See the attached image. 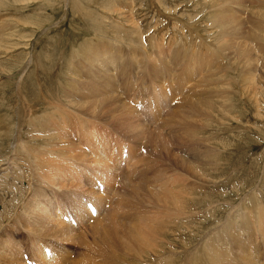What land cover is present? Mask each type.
Wrapping results in <instances>:
<instances>
[{"label": "bare ground", "instance_id": "1", "mask_svg": "<svg viewBox=\"0 0 264 264\" xmlns=\"http://www.w3.org/2000/svg\"><path fill=\"white\" fill-rule=\"evenodd\" d=\"M31 1L39 3V0L16 2ZM127 1L111 2L113 7L123 6L115 10L119 15L112 19L115 21H108L105 27L106 31H116L119 41L126 40L119 43L114 37L110 39L118 42L116 71L110 70L113 53H107L103 42L106 38H100L97 44L87 39L66 59L63 70L59 72L56 67L55 72L60 75L57 87H48V81L38 76H44L42 67L47 65L46 61L39 62L41 57L33 51L24 60L22 69L16 68L18 62L10 71L5 68L7 72L0 71V76L9 74L7 81L0 79V113L9 93L16 89L9 103L10 120H0V135L5 134L11 144L10 151L0 153V264H264V209L260 207L264 208V181H246L251 187L244 192L242 183L237 185L234 194L240 195L238 202L231 200L233 194L228 197L221 193L228 189L214 194V190L229 188L234 179L215 181V168L209 167L226 157L230 144L225 143L224 147L215 137L205 138V142L198 137L201 128H213L214 123H231V130L240 127L241 124L236 126L232 122L238 119L237 100L246 97L254 103L257 84L253 92L252 49L254 41H264L263 7L253 11L251 4H243L241 0H185L182 4L191 2L192 6L180 10L183 16H175L181 27L173 25L175 34L168 36L170 31L160 22L142 25L139 14L137 21ZM6 2L0 0V6ZM209 3L214 11L202 13ZM255 3L256 8L264 0ZM75 6L83 7L81 2L79 7ZM162 7L168 10L164 4ZM110 13L106 14L112 18ZM31 21L25 23L32 24ZM211 22L213 27L209 25ZM0 25V60L17 63L21 58L14 60L9 53L19 41L6 31V21L0 20ZM145 28H155L157 32L148 33ZM245 29L259 39L242 35ZM139 35L147 36L146 44ZM9 39L14 43H9ZM110 40L107 45L115 44ZM36 43L31 41L30 45L35 47ZM233 43L239 48L242 61L241 87L235 86L232 79L227 82L216 63L224 52L233 50ZM62 59L58 64H63ZM208 59L209 70H205ZM135 68L137 80L131 81V71ZM29 69L34 71L29 82L31 89L37 91L26 92L21 84ZM204 71L205 91L193 94L195 83ZM115 74L120 75L117 80ZM229 78H234V74ZM127 81L131 92L125 89ZM226 84L227 96L220 97L224 92L221 86ZM258 87L264 91L262 84ZM251 92L253 95H249ZM41 107L45 112L38 117L35 112ZM101 121L120 128L123 135L116 131L119 138L114 146L108 137H103V125L92 127L85 134V128ZM105 129L107 133L113 130ZM170 129L183 135L171 139L167 137ZM125 139L138 143L139 148L133 151ZM179 140L187 147L177 148L179 156L169 151L179 166L167 169L169 159L159 148L166 152L169 148L174 150ZM145 148L149 154L142 153ZM152 152L158 157L155 160H151ZM68 163L70 172L66 178L76 190L48 191L47 200L42 196L43 188L56 183L55 169L65 168ZM163 181H170V187L166 189ZM155 184L160 189L153 191ZM121 185L123 190H118ZM207 196L215 201L205 202ZM90 204L95 206V214ZM244 205L250 206L253 223L248 225L250 232H245L247 227L239 231L245 236L242 242L245 252H242L227 241L229 225L219 226L214 222L215 218H223L229 224L237 223L233 211L239 212ZM203 220L208 222L202 225ZM13 223L19 224L12 226ZM228 233L234 241V231ZM222 236L225 241L220 240Z\"/></svg>", "mask_w": 264, "mask_h": 264}, {"label": "rangeland", "instance_id": "2", "mask_svg": "<svg viewBox=\"0 0 264 264\" xmlns=\"http://www.w3.org/2000/svg\"><path fill=\"white\" fill-rule=\"evenodd\" d=\"M6 1L7 2L5 3L4 6H0V20L6 21V23H7L6 31L8 33L14 34V35H12V37H13V39H15L16 42L19 41V43H17V45H15L16 49H14L11 53H9V54H11L10 57L14 60H17L19 58H21V59L17 60V63L12 62V61L6 62L5 59H1L0 60V66H1L0 71L1 72L10 71L12 68L15 67L14 64L17 65L18 62H19V66H17L16 68L19 70L22 69L21 67L25 66L24 60L27 59L26 57H28L29 53H31L33 51V52L38 53L39 56L41 57L39 62L46 61V65L47 66L50 65L49 67H47V66L45 68L42 67L44 69L43 70L44 76H41V75H38V76L40 78H43V79L48 81L47 82L48 87H50V86H51L50 88L57 87L58 83H59L60 75H58L55 72L56 67L59 68V72H60L61 70H63V68L67 62L66 59H68L70 57V55L74 54L77 50H79L81 45L84 44V41H86L87 39H93V43L97 44L96 42H98V40L100 38H106L105 40H103V42L105 43L104 45H106V47H107L106 48L107 53H113V56H112L113 59L111 58L113 60V62H111V64H110V68H111L110 70L116 71V69L118 68L119 62L116 59V55H118L117 52L119 51V48L116 45V44H118V42L110 40V39H112L114 37L115 38V39L113 38L114 40H118L120 38H117L116 31L115 32L112 30L106 31L105 27H107V25H109L108 21L114 22L115 20H112V19H115L116 18L115 16H119V15H117L118 12H116L115 10H117L121 6H123L122 4L118 7H113V5H111V2L114 3L113 2L114 0H78V2H77V0H71L70 3H67L66 0H39L38 1L39 3H37L36 1H31L27 4L25 3L26 5L24 4V2H16V1H20V0H12V1L6 0ZM183 1H185V0H129L130 4H128L127 7L132 10V15L135 18H137V21H138V17L141 19L140 21H141L142 25L145 24V25L151 26L152 22H160V25L167 28L168 32L170 31L168 36H171L172 34L174 35L175 31H176V29L174 28L173 25H175L178 28L181 27V25L179 24V21L175 18V16L176 15L183 16V14L180 10L184 9L186 6L188 7V9H190V6H192L191 2L190 3L187 2L186 4H182ZM207 1H211V0H207ZM230 1L233 2V0H230ZM80 2H81V5H83V7L81 9H79L80 8L79 7ZM126 2H128V1L126 0ZM75 3H77V4H75ZM241 3L251 4L253 6V11L256 10L257 8H260V7H263V9H264V3L258 4L257 6H259V7L255 8V5L257 4V3H255V0H241ZM162 4H164L168 10H165V8L162 7ZM75 5H77V7H79V8H76ZM177 5H181L180 8H177ZM183 5H184V7H183ZM66 10H67V12H66ZM136 10H138V12H136ZM111 11H113V12H111ZM205 11L207 13L214 11V9L211 6V3H209L208 7L206 9H204L202 11V13L205 14ZM196 12L198 13L199 10L196 9ZM106 13L112 14L113 15L112 18L110 17V15L108 17ZM137 15H138V17H137ZM102 19L107 20V21L104 22V20H102ZM250 19H251V15H250ZM29 20H33V22H37L38 24H35L32 21H31L32 24L25 23V22H29ZM181 20H183V18H181ZM149 21H150V23H149ZM197 21H198V18L195 17V22H197ZM95 22H98L101 24L103 23V25L100 27V26L96 25L97 23L94 24ZM211 24L213 27V22H211L209 25L211 26ZM169 27H170V29H168ZM13 28H14V30H13ZM145 29L148 31V33L157 32V29H155V28L154 29L145 28ZM2 30L4 32V28ZM8 30H10V31H8ZM112 32H114V33H112ZM118 33L120 34V32H118ZM242 35H248L249 38H251V39H253V38L259 39V37L257 35L251 33L248 29H245V31L243 30ZM22 36H23V38L21 40L20 38ZM95 36H98V37H95ZM109 36H111V37H109ZM120 36H122V35H120ZM145 37H147V36L141 35L139 37V38H142V40H143L142 43H144V44H146V38ZM109 40L114 42L115 44H113V45L108 44L107 45L106 43ZM31 41L33 43L37 42L35 47L30 45ZM125 41L126 40L121 39L119 41V43H121V42L125 43ZM8 42L11 44L14 43V41H12L10 39L8 40ZM254 42H255V45L252 49L253 50L252 56L254 58V66H253V68H254V82H253L252 90L254 92L255 86L257 84V86H256L257 87V93L255 96V99L257 101L254 99V103H253L252 100H250L246 97H244L241 100L240 99L237 100L236 108H237L238 119H233L232 122L234 123V125L237 124L236 126H239L241 124L240 127L236 128V129L234 128L233 130H231V128H232L231 123L226 124V125L214 123L213 128H215V129H213L212 127L211 128L210 127H207V128L204 127L203 129L201 128L199 131V135H198V137L201 136L204 139V142H205V138H208V139L210 138V140H213V137H215V138H217L216 142L221 141V144H223V145L225 143L230 144L229 146H227L228 149L226 150V157L217 161V162H214V164H212L209 167L215 168V170L213 171L216 175V177L214 179L215 181H216V179L217 180H219V179H222V180L226 179L227 180L230 178H234V179H231L230 183L228 184L229 188L223 187V188H221L222 190L221 189L220 190H214V194H215L216 191H225V189H228L229 191L227 190V191L221 192V193L226 194L228 197L233 194L231 197V200H233L234 202H238L239 196H240L239 194H234V192L236 193L237 185H240L242 183V185L244 187L243 188V192H244L249 187H251V184H249L250 186L247 185L246 181L250 182L252 180L251 183H255L256 181L258 183H261V181L262 182L264 181L263 180V175H264V105H263L264 104V91L258 87L262 84V87L264 88V83H263L264 80L263 79L261 80V78H264V76L262 77V74L264 73V72H262V69H264V41L259 39V40H256ZM2 44L5 45L6 43H2ZM133 44H136V43H133ZM22 45H25V46H22ZM233 45H234L233 50L224 52V54L219 56V58L216 60V63L218 65L217 68H219L223 71V77H225V80L227 82L230 79H232L236 83L235 86H239V84H240V87H241L242 83H240V78L243 75L242 61L240 58L239 48L237 47V45L235 43H233ZM71 46H73V47H71ZM124 46L128 47L127 45H124ZM102 47H105V46H102ZM124 49L126 50L127 48H124ZM200 51L205 52V50H202V49ZM45 54L49 56V59L44 58L46 56ZM62 57H63V59H62L63 64L61 65L60 63L58 64V61ZM64 57H66V58H64ZM22 60H23V63H22ZM216 63L213 65H216ZM257 63H258V65H257ZM209 66H210V60L208 59V61L205 63V66H204L205 70ZM256 66H257V68H256ZM31 68L34 69L33 65L31 66ZM42 68H40V69H42ZM137 68H138V66H137ZM32 69H29L26 71L25 75L27 77L26 76L24 78L22 77V80L23 79H25V80H23L21 84L24 85L26 92H31V90L37 91V89H35V88L31 89V86H30V83L32 80V74L34 72ZM207 70H209V69H207ZM91 71L96 72L93 69H91ZM148 72L152 73L151 70H149ZM27 73H29V75ZM231 74H234V78L228 79V77ZM118 75L119 74H115V80H117V78L120 76V75L119 76ZM29 76H31V77L29 78ZM8 77H9V74L6 75V74L2 73L0 76V79L2 81H7ZM129 80H131V81L137 80L136 68L131 71V75H130ZM64 82L65 83L67 82L66 78H64ZM260 82H262V83H260ZM32 83L34 85L33 81H32ZM205 83H207V82H205V71H204V73L200 76L199 81H197L195 83V91L193 94H200L201 92L203 93V91H205ZM10 85H12V84H10ZM125 85H126L125 89H127L128 92H131L130 86H128V81ZM114 86L117 87L118 85L116 83H114ZM207 87H209V85H207ZM221 87H224V90H223L224 92H222L220 97L227 96L225 94V90L228 89L229 86L226 84V85H223ZM122 88H124V85L122 86ZM15 91H16V89L12 90L8 95L9 99L5 100V107L3 108L2 112L0 113V120L2 122H7L11 118L12 113L10 111L9 103L14 99V92ZM253 92H251L249 95H253ZM241 94L244 95L243 90H241ZM209 96L212 97L213 95L209 94ZM44 112H45L44 108L41 107L40 110L36 111L35 113L38 115V117H41V114ZM215 117H217V116H215ZM44 118H46V117H44ZM89 125L90 124H88L87 126H89ZM97 125H103V128H102L103 131L101 130L102 132H104L102 134L105 135V136L103 135V137H105V138L108 137L107 139L109 140V143L112 144V146H114L116 143L115 139L119 138V136L116 135V131H118L120 128H118V127L116 128V126L113 127L112 126L113 124H111V123H110V126H109V124L107 125V124H104L103 122L101 124L94 123L87 130L85 128V134H87L92 127H95ZM146 127H149V126H146ZM241 127H244V128L241 129ZM105 128L113 129L112 130L113 132L108 131V133H107V132H105L106 131ZM219 128L220 129L222 128V129L220 130ZM104 129H105V131H104ZM114 131H115V133H114ZM120 132L121 131L119 130L118 133H120ZM176 132H177L176 129H174V130L170 129L167 132V137H169L171 139L181 138V136L183 134H175ZM209 132H210V134H209ZM212 134H215V135H212ZM121 135H123V134H121ZM83 138L87 142L92 143L89 137L83 135ZM125 140L128 143H131V148L133 151L138 149L140 146L138 143H135L132 140H127V139H125ZM210 140H207V141H210ZM178 143H179L178 145L175 143V145H177V146L174 145V147H173L174 150L169 148L168 152H166L163 147L159 148L162 150V152L169 159L168 166L166 167L167 169L175 168V167L179 166V161L174 159L172 154L169 152V151H171L175 155L179 156L177 148L178 147L186 148L187 146L180 143V140ZM223 145H220L219 147H221L222 149L224 147H226V145H224V147H223ZM200 147L201 146L199 145V148ZM10 148H11V144L8 142V137L5 134H1L0 135V153L2 154L5 151H10ZM153 148H156V147H153ZM209 149L213 150L211 147H209ZM142 151H143L142 153H144V154L145 153L149 154V151L147 150V148L142 149ZM156 157H157V155L152 152L151 160H155ZM194 165L198 166L199 163L194 162ZM201 166H203V165H201ZM205 167H206V162H205ZM69 169H70V163H68L65 166V168H56L55 169L54 179L57 182L43 188V191H42L43 197H46L48 200V191H53V190L61 191V190L67 189V188L74 189V187H71L72 181H70L66 178L70 172ZM138 177H139V175L135 178L136 182L139 180ZM180 180H186V179L182 178ZM169 182L170 181H163V185L166 189H167V187H170V185H171V184H168ZM244 182H245V184H243ZM117 185L118 184H116V187H118ZM159 189L160 188L157 184H155L152 187L153 191H156ZM74 190H76V189H74ZM118 190H123V185H121ZM227 196L225 198H227ZM208 198H209V196H207L205 198V200H206L205 202L209 203L210 201L214 200V197H212L211 200H208ZM47 200H45V201L47 202ZM204 206H205V203H204ZM258 206H260V205L258 204ZM225 207H227V205H225ZM260 207H261V209H264L262 206H260ZM221 212H224V209ZM233 213L237 214V217H238L237 223L235 222V224L234 223L229 224L230 221L224 222L223 218H221L220 220H216V218H215L214 225H219V226L229 225L227 228L228 231L226 233V237L228 238L227 241L230 244H232V246H234V247L236 245L238 247V250L245 252V250H243V246H242V242L245 241L244 240L245 236L243 237L239 231L241 229H243L244 227H247V231H245V232H250V230H251L250 227L248 226L251 223H253L251 221V218H250V214H251L250 213V206L244 205V206H242V208L239 212H236V210H234ZM254 214H253V216H254ZM47 222L51 223L50 220H48V219H47ZM207 222L208 221L203 220L202 225L204 223H207ZM220 223H223V224L220 225ZM14 224H19V223H13L12 226ZM27 230L30 233H32V234H34L40 238H47L46 236H44V234H39V233L32 231L30 229H27ZM232 231H234V241L231 240V237L228 233V232H232ZM2 240L5 241L4 236L2 237ZM220 240L225 241L226 239H224V236H222L220 238ZM9 254H11V253L9 252ZM74 256L75 255H73L72 257H74Z\"/></svg>", "mask_w": 264, "mask_h": 264}]
</instances>
